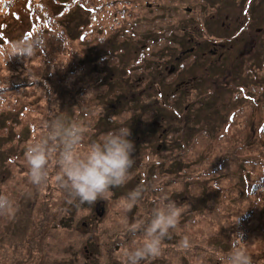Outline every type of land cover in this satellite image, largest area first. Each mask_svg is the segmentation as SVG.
<instances>
[{
  "label": "rangeland",
  "instance_id": "374dc122",
  "mask_svg": "<svg viewBox=\"0 0 264 264\" xmlns=\"http://www.w3.org/2000/svg\"><path fill=\"white\" fill-rule=\"evenodd\" d=\"M14 11L10 36L33 38L0 46V84L35 85L1 91L0 195L10 207L0 211V264H124L168 200L178 222L141 264H225L235 247L264 264V0H24ZM187 49L196 53L179 59ZM57 117L84 129L81 152L129 127L127 181L69 202L62 145L48 139L47 178L32 184L25 146L47 139ZM136 188L128 209L122 198Z\"/></svg>",
  "mask_w": 264,
  "mask_h": 264
},
{
  "label": "clouds",
  "instance_id": "9594fccd",
  "mask_svg": "<svg viewBox=\"0 0 264 264\" xmlns=\"http://www.w3.org/2000/svg\"><path fill=\"white\" fill-rule=\"evenodd\" d=\"M26 53L31 49L23 45ZM130 129L120 126L102 134L90 142L84 151H80L84 138V129L75 122H66L62 117L54 119L48 132V138L32 142L25 146L24 157L29 169L30 181L34 185L42 184L47 178L49 157L48 139H58L62 145L58 163L61 169V187L68 195L69 202L96 201L110 188L124 184L129 169L134 163L132 158L133 142L128 138ZM142 196V189L136 188L122 198L124 206L131 209ZM10 201L6 195H0V211H7ZM182 209L171 200L153 209L152 217L143 228L141 236L134 238L132 245L123 251L124 264H141V261L160 254L161 243L169 230L178 222ZM143 221L131 225L130 230L138 229ZM225 264H252L251 257L239 247L231 248L225 256Z\"/></svg>",
  "mask_w": 264,
  "mask_h": 264
},
{
  "label": "trees",
  "instance_id": "16d2710c",
  "mask_svg": "<svg viewBox=\"0 0 264 264\" xmlns=\"http://www.w3.org/2000/svg\"><path fill=\"white\" fill-rule=\"evenodd\" d=\"M0 0V46L1 45H5V44H14L19 46L22 41H24L23 43H26V40L24 38L28 37L29 34L32 32L31 29L26 30V32L22 35V39L19 38H12L10 36V31H8V26L11 25H18V23H20L21 21V13L18 11H14L13 13V17L10 16V13L12 12L13 9V3L16 2L18 5H21L24 3V0ZM12 3V4H11ZM68 10H71L70 7H68ZM67 11H63L61 13H57L55 14V17H59V16H63ZM34 14V13H33ZM13 18V22H9L8 20ZM34 18H30V20H32ZM49 20V19H47ZM50 21H46L45 23H43L42 25H46L47 27H50ZM37 26H35L36 28ZM30 39H32L33 37L29 36ZM21 55L25 54L24 50H21L20 52ZM18 54H16L17 56ZM1 61V60H0ZM7 70H3L1 64H0V77H1V72H5ZM21 74H23L22 70L20 71ZM8 88H4L1 84H0V97H3L1 94L4 91H17L19 93L25 94L27 93L29 90L30 86H34L35 84H27L25 82H16L14 87H9V84L5 83ZM25 91V92H24ZM117 109V106L115 108V110ZM121 112V111H120ZM115 115H120L119 112H116ZM163 119V118H162ZM109 130V129H108ZM132 130V128H131ZM262 132L264 133V128L262 129ZM139 137V136H138ZM130 171V170H129ZM262 179V184L264 185V178ZM261 181V180H260ZM260 181L258 183H260Z\"/></svg>",
  "mask_w": 264,
  "mask_h": 264
},
{
  "label": "water",
  "instance_id": "95a60500",
  "mask_svg": "<svg viewBox=\"0 0 264 264\" xmlns=\"http://www.w3.org/2000/svg\"><path fill=\"white\" fill-rule=\"evenodd\" d=\"M98 210V209H97ZM101 210H102V212L104 211V208L103 207H101ZM102 213H100V215H101Z\"/></svg>",
  "mask_w": 264,
  "mask_h": 264
},
{
  "label": "flooded vegetation",
  "instance_id": "af4514ba",
  "mask_svg": "<svg viewBox=\"0 0 264 264\" xmlns=\"http://www.w3.org/2000/svg\"><path fill=\"white\" fill-rule=\"evenodd\" d=\"M215 54H216V52L214 53V56H215ZM173 68H174V67H173ZM175 71H176V69L174 68V73H175ZM174 73H173V74H174Z\"/></svg>",
  "mask_w": 264,
  "mask_h": 264
}]
</instances>
